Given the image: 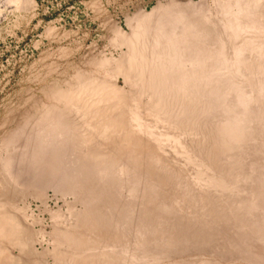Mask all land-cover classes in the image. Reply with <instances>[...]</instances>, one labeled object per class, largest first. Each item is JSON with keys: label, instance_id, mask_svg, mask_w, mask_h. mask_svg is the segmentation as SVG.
Masks as SVG:
<instances>
[{"label": "bare ground", "instance_id": "bare-ground-1", "mask_svg": "<svg viewBox=\"0 0 264 264\" xmlns=\"http://www.w3.org/2000/svg\"><path fill=\"white\" fill-rule=\"evenodd\" d=\"M218 2L215 14L190 1L159 4L133 19L131 34L116 27L122 57L56 83L51 103L11 134L0 264L37 253L10 185L18 194L55 188L83 205L53 232L58 264H159L213 247L264 264V0ZM162 143L186 164L167 162Z\"/></svg>", "mask_w": 264, "mask_h": 264}, {"label": "rangeland", "instance_id": "rangeland-1", "mask_svg": "<svg viewBox=\"0 0 264 264\" xmlns=\"http://www.w3.org/2000/svg\"><path fill=\"white\" fill-rule=\"evenodd\" d=\"M172 1L202 4L212 12L215 11L214 14L221 9L218 0H15L17 3L13 0H0L1 178L5 175L3 159L10 149L7 144L17 129L38 115L42 103H51L47 97L48 91L56 83L66 87L80 72H95L97 67L92 63L95 59L107 58L112 63L121 58L126 47L121 44V38H117L114 29H122V33L129 35L133 19L140 13L150 12L159 4ZM116 39L118 43L115 44ZM111 66L109 64L106 69ZM109 77L113 78L111 74ZM113 81L119 87L130 90L122 75L114 77ZM59 105L63 106L64 103ZM162 148L165 153L161 155L167 157V162L186 164L182 155L170 143H162L161 151ZM188 168V173H192ZM10 186L8 199L17 198L11 207L16 205L13 209L21 216L25 215L22 211L25 210L24 219L34 234L37 233V239L34 238L37 253L34 256L27 255L23 264H56V259L51 256L56 247L54 245H57L53 232L57 227H70L75 221L70 216V207L74 205L82 209L83 205L76 203L73 195L59 194L55 188H47L42 194L40 188L26 185L24 189L23 185L19 187L18 194V187ZM8 199L5 201L11 200ZM185 253L176 259H164L159 264H168L169 260L171 263L178 261V264H195L201 258L220 264L252 263L242 261L241 257V260L235 256L218 257L215 247L190 249Z\"/></svg>", "mask_w": 264, "mask_h": 264}]
</instances>
